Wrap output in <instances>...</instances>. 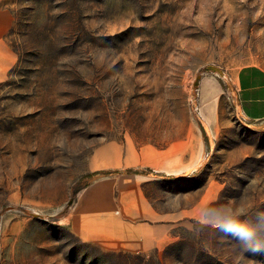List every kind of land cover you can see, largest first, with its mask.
<instances>
[{"label":"rangeland","instance_id":"rangeland-1","mask_svg":"<svg viewBox=\"0 0 264 264\" xmlns=\"http://www.w3.org/2000/svg\"><path fill=\"white\" fill-rule=\"evenodd\" d=\"M2 25L0 264H264L196 225L209 202L264 211V118L236 91L242 68L264 71V0H0ZM200 129L189 175L118 170L142 174L154 216L140 224L164 240L106 249L72 229L80 190L116 172L93 169L96 147L196 150Z\"/></svg>","mask_w":264,"mask_h":264},{"label":"crops","instance_id":"crops-1","mask_svg":"<svg viewBox=\"0 0 264 264\" xmlns=\"http://www.w3.org/2000/svg\"><path fill=\"white\" fill-rule=\"evenodd\" d=\"M4 32L5 26L2 25L0 36ZM8 56L10 66L15 56L11 52H8ZM212 83L211 79L202 80L203 99L211 96L206 90ZM236 91L244 114L251 119H263L264 71L255 66L242 68L236 81ZM195 138L200 143V148L196 150L178 142L167 147L138 146L133 143L121 145L116 142L96 147L90 159L93 169L116 172L100 173L80 190L68 214L72 229L85 240L106 249L137 251L150 246L149 243L153 241L151 245L164 240L163 236L157 234L158 225L140 224V221L154 216V210L142 190V174L127 173L125 176L121 171L149 166L166 172L170 177L189 175L200 168L204 159L205 138L202 129L195 131Z\"/></svg>","mask_w":264,"mask_h":264},{"label":"clouds","instance_id":"clouds-1","mask_svg":"<svg viewBox=\"0 0 264 264\" xmlns=\"http://www.w3.org/2000/svg\"><path fill=\"white\" fill-rule=\"evenodd\" d=\"M196 225L197 231L211 229L234 239L246 253L264 254V211L209 202L201 207Z\"/></svg>","mask_w":264,"mask_h":264},{"label":"trees","instance_id":"trees-1","mask_svg":"<svg viewBox=\"0 0 264 264\" xmlns=\"http://www.w3.org/2000/svg\"><path fill=\"white\" fill-rule=\"evenodd\" d=\"M204 134H205V130H204ZM205 137H206V140H208V137H207V135L205 134Z\"/></svg>","mask_w":264,"mask_h":264},{"label":"water","instance_id":"water-1","mask_svg":"<svg viewBox=\"0 0 264 264\" xmlns=\"http://www.w3.org/2000/svg\"><path fill=\"white\" fill-rule=\"evenodd\" d=\"M72 202V201H71Z\"/></svg>","mask_w":264,"mask_h":264}]
</instances>
